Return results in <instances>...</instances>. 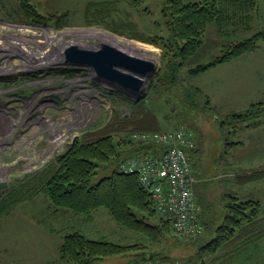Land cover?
Instances as JSON below:
<instances>
[{"label":"trees","instance_id":"1","mask_svg":"<svg viewBox=\"0 0 264 264\" xmlns=\"http://www.w3.org/2000/svg\"><path fill=\"white\" fill-rule=\"evenodd\" d=\"M128 1L135 5L141 2V0ZM112 3L111 0L91 1L86 15H93L92 23H108L109 27L120 32L127 29L133 37L159 46L163 50L165 66L150 76L149 88L156 90L158 96L163 98L166 94L164 89L180 87L183 101L198 108L203 107L202 97H205L210 109L220 112V108L212 105L209 95L202 88L182 84L184 69L191 75L206 72L218 64L256 50L264 42L262 30L249 38L225 45L224 53L208 63L187 67L190 57L202 46L209 24L216 22L223 28L227 22L248 21L255 6L252 4L254 0H201L200 2L166 0L162 13L169 31L167 36L139 32L134 24L129 22L122 21L117 24L114 19L108 21L112 7L109 8V12L105 9L106 5ZM13 10L25 22L48 23L56 27L64 26L63 21L68 15L67 12L60 15L45 14L31 0H17ZM16 83V79L9 77L0 81V86ZM99 86L103 85L99 84ZM164 100L167 104L172 102L167 97ZM228 115L236 117V121L240 122L239 130L260 126L264 120V101L254 102L241 112H228ZM181 126L184 125L165 130L157 112L149 105L146 98L135 100L130 116H124L121 111H114L106 124L85 129L64 152L31 174L25 183L27 186L25 195L31 197L33 194L45 191L50 201L58 207L56 210L66 208L77 214L91 216L93 211L105 208L121 225L143 233L149 240V244H121L106 239L91 238L79 230H74L63 237L59 246V259H66L72 264H93L110 257L118 259L130 257L119 264H146L152 261L177 264L168 250L148 249L149 245H160L172 233L173 221L157 212L149 191L142 185L139 172L125 171L122 165L145 155H160L164 150L163 146L155 141L145 144L136 142L131 138V133L171 131ZM240 143L242 141L233 142V144ZM192 146L186 148L187 154L193 150ZM100 167L105 174L100 180L94 181L100 172ZM193 176L195 177L194 172ZM27 177L28 174L24 176ZM262 179H264V166L237 175V182L243 185ZM196 181L195 178L193 185L195 194ZM22 186L25 189V186ZM228 195V201L223 205V220L219 225H215L214 217L209 218L210 208L203 206L197 198L202 209L200 220L204 232L198 236L196 256L191 255L183 264H230L237 251L246 247L248 243L264 238L262 201L255 198L242 200L230 193ZM10 206L9 202L2 204L0 213ZM244 237L246 240L243 239ZM204 256L210 257L206 259Z\"/></svg>","mask_w":264,"mask_h":264},{"label":"rangeland","instance_id":"2","mask_svg":"<svg viewBox=\"0 0 264 264\" xmlns=\"http://www.w3.org/2000/svg\"><path fill=\"white\" fill-rule=\"evenodd\" d=\"M31 1L45 14L68 13L63 21L64 26L56 27L43 23L62 31L64 33L62 41L92 48L99 47L102 42L113 44L128 53L155 62L157 71L153 75L165 66L163 50L159 46L133 37L127 29L120 32L113 30L108 23H92L93 15H86V9L87 4L93 0ZM165 1L141 0L138 5H135L128 0H111L112 6H116L117 9H111V16L107 18L108 21L114 19L117 24L122 21L132 23L139 32L148 35L167 36L169 31L162 13ZM187 1L200 2L201 0ZM16 5L17 0H0V19L17 24L28 23L14 13L13 9ZM262 30L264 31V0H257L248 21L227 22L223 28L216 22L209 24L202 46L196 54L190 57L187 67L208 63L224 53L225 45L249 38ZM106 34L112 35L116 40L129 42V45H116L111 40H103L102 37L109 38ZM183 75L182 84L199 86L210 97V93L206 91L207 86L210 85L207 73L191 75L184 69ZM149 81L150 76L146 79L148 88L142 98H146L149 105L157 110L163 127L173 129L184 125L194 133L193 150L188 155L195 178L200 179L199 182H197L198 179L196 181L199 202L210 208L209 218H215V225H219L223 220V205L228 201L229 193L242 200L250 198L261 200L264 213V179L244 185L237 182L238 174L264 166V124L258 129L239 130L240 122L236 121V117L228 115V112L244 111L249 105L224 103V109H219L220 112H218L210 109L206 98L202 97L203 107L198 108L183 101L182 88L164 89L166 94L161 98L155 92L156 90L149 88ZM77 85L79 86L78 92L81 93H75L71 99L66 100L68 114L74 108L77 116L84 114V109L80 110V98L90 100L89 98L98 97L99 90L101 96L97 108L98 112H101L100 115L92 123L80 128V133L87 128L106 124L114 111H121L124 116L132 114L135 100L125 97L115 87L105 85L106 88L103 86L93 88L87 81H78ZM208 88L211 92L214 86ZM45 97L47 96L43 95L39 103ZM166 97L172 101L170 104L164 100ZM260 101H264V98ZM25 102L27 101L21 100L18 105H23ZM213 103L217 105L214 101ZM224 121L227 123L223 124ZM47 141L48 136L46 135L40 144L41 147L47 145ZM236 141H242V144H233ZM1 145H3L2 142H0V147ZM14 157L9 154L7 159L10 158L9 162H12ZM1 163L0 158V166H2ZM21 168L22 166H16L11 171L4 172L12 173V176L10 175L5 180L8 182L11 178V182L0 190V209L6 202L11 205L0 213V264H72L66 259H59V246L63 237L74 230H79L91 238L106 239L121 244H149L148 238L143 233L121 225L105 208L93 211L91 216L77 214L66 208L56 210L58 207L50 201L45 191H40L31 197L25 195L27 189L25 183L34 172L28 173L27 178L17 177ZM104 174L100 167V172L94 181L100 180ZM71 212L74 218L71 217ZM243 239L246 240V237ZM198 241V236L182 239L176 237L172 231L160 245H149L148 249L168 250L177 264H183L191 255L196 256ZM209 257L204 256L206 259ZM129 258L110 257L93 264H119ZM230 264H264V238L248 243L246 247L237 251Z\"/></svg>","mask_w":264,"mask_h":264},{"label":"built area","instance_id":"3","mask_svg":"<svg viewBox=\"0 0 264 264\" xmlns=\"http://www.w3.org/2000/svg\"><path fill=\"white\" fill-rule=\"evenodd\" d=\"M63 34L48 24H17L0 19V81L9 77L17 81L0 86V181L12 176L11 172L4 173L10 168L22 166L17 174L21 177L47 165L67 149L80 134V128L101 113L97 110L100 90L98 97L80 98L83 115L77 116L75 108L70 114L66 112V100L81 93L78 81H87L93 88L99 87V82L91 65L66 60L65 50L71 43L62 41ZM43 95L47 97L39 103ZM21 100L27 102L18 105ZM46 135L47 145L41 147ZM131 138L141 144L155 141L164 150L160 155L131 159L122 168L139 172L157 212L172 219L176 237L190 239L201 235L202 209L186 151L193 145L192 131L185 126L171 131H135ZM9 154L15 156L12 162L7 159Z\"/></svg>","mask_w":264,"mask_h":264},{"label":"water","instance_id":"4","mask_svg":"<svg viewBox=\"0 0 264 264\" xmlns=\"http://www.w3.org/2000/svg\"><path fill=\"white\" fill-rule=\"evenodd\" d=\"M65 57L69 62L91 65L98 81L115 87L120 93L136 101L147 92L146 79L157 71L152 60L128 53L106 42H102L97 48L69 44ZM5 186L7 183L0 182V190Z\"/></svg>","mask_w":264,"mask_h":264},{"label":"crops","instance_id":"5","mask_svg":"<svg viewBox=\"0 0 264 264\" xmlns=\"http://www.w3.org/2000/svg\"><path fill=\"white\" fill-rule=\"evenodd\" d=\"M252 4L256 5L257 0H254V3ZM106 6V11L108 12L110 7H112V9H117L116 6ZM247 27L249 28L250 25L248 24ZM204 73L208 74V83L210 84L207 86L206 91L210 93L211 101L213 100L217 105H215L213 101L212 104L220 109L225 107L223 106L224 103H243L250 106L254 102H259L260 99L264 98V42L261 43L256 50L246 52L231 61L218 64L217 66L200 74ZM213 86L214 88L211 92H209L208 87ZM155 111L157 112L156 109ZM263 124L264 120L260 126L246 129H258L261 128ZM164 129L169 130L170 128ZM197 179V182H199L200 179L198 177ZM195 190L198 198L199 196L196 184ZM71 217L74 218L72 212Z\"/></svg>","mask_w":264,"mask_h":264},{"label":"bare ground","instance_id":"6","mask_svg":"<svg viewBox=\"0 0 264 264\" xmlns=\"http://www.w3.org/2000/svg\"><path fill=\"white\" fill-rule=\"evenodd\" d=\"M101 34H102V33H101ZM103 35H104V34H103ZM96 36H97V35H96ZM100 36H102V35H100ZM107 36H108L110 39H109V38L106 39V38H104V37H102V39H103V40H108V41L111 40V41L115 42L116 45H125V46H126V45H129V42H126V41H124V40H118V39L116 40V39H114V37H112V35H110V34H106V37H107ZM131 46H132V45H131ZM140 48H141V47H140ZM121 49H122V48H121ZM141 49H142V48H141Z\"/></svg>","mask_w":264,"mask_h":264}]
</instances>
